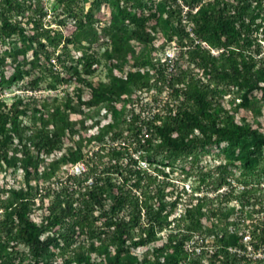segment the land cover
<instances>
[{
  "label": "trees",
  "instance_id": "trees-1",
  "mask_svg": "<svg viewBox=\"0 0 264 264\" xmlns=\"http://www.w3.org/2000/svg\"><path fill=\"white\" fill-rule=\"evenodd\" d=\"M91 1L55 0L59 10L52 16L45 0H0V95L5 84L30 75L32 86L51 78V88L73 79L89 89L87 98L77 94L79 103L106 106L91 132L82 119L78 123L68 96L33 108L20 95L11 101L0 96V170L18 167L23 175L0 198V264H14L21 246L30 264H180L188 257L185 242L196 233L212 236L216 248L210 256L191 255L192 264H204L203 258L208 264H264L257 255L264 253V193L255 197L258 207L244 222L235 214L238 208L228 205L233 186L214 197H188L178 217L183 198L175 183L162 169L154 174L139 168L133 156L143 157L148 149L190 156L202 146L227 142L241 151L247 168L264 173V120L237 113L264 109V45L255 33L262 27L264 40V0H104L110 7L103 26L107 79L96 82L86 77L95 69L92 49L85 47L78 57L81 67L69 54L70 44L90 27L94 14H83L82 6ZM58 13L67 17L56 18ZM158 40L162 46L175 43L173 57L156 56ZM202 41L223 50L212 54ZM49 64L56 68L47 69ZM174 64L175 72L167 73ZM227 87L240 92L239 103L223 101ZM151 90L154 102L164 90L168 98L161 112L141 119L134 104ZM122 97L125 106L135 101L129 113L115 102ZM142 125L149 133L143 141ZM66 135L74 144L48 159ZM78 161L87 167L83 173L67 176L60 189L50 186L59 162ZM34 208H43L40 222L31 218ZM204 216L217 222L207 225ZM80 236L91 240L71 254V241ZM52 247L59 252L49 255ZM53 256L61 262L48 260Z\"/></svg>",
  "mask_w": 264,
  "mask_h": 264
},
{
  "label": "rangeland",
  "instance_id": "rangeland-1",
  "mask_svg": "<svg viewBox=\"0 0 264 264\" xmlns=\"http://www.w3.org/2000/svg\"><path fill=\"white\" fill-rule=\"evenodd\" d=\"M45 3L46 7L50 9V15L53 16L52 13L59 10L55 0H45ZM82 7L83 14L90 10L94 16L89 20L90 27L82 34L81 41L75 45L70 44L69 54L74 58V62L77 63L79 67H81L80 62H78L77 59L85 47H90L93 51L92 53L95 54L96 64L94 65V71L90 74H87L86 77L94 82L98 80H105L107 79L108 63L103 57V50L108 44V36L105 33L103 26L106 22V16L110 13V7L104 0H94ZM63 16L67 17L65 13H58L56 18ZM47 18L50 19L51 16L48 15ZM51 22H53L52 19ZM259 38H262V35H259ZM165 45L162 46L160 40H158L154 45L156 48L158 47L160 49L157 51L156 56L161 59L166 58L167 54H170V56L173 55L176 51L174 42L170 45ZM139 47V45L135 44V48L137 50ZM152 49L153 48H151L150 51H152ZM167 66V73H174L175 68L177 67L175 64L174 66ZM50 67L56 68L50 64L47 65V69ZM57 69L65 70L62 64H59ZM30 78H33V76L30 75V77H26L24 80H19L16 83H11L9 85L5 84L0 96H2L6 101H11V98L14 94L20 95V97L23 99V102L28 104L29 108L38 106L43 101H48V104H52L54 102V97L60 101L64 100L68 96L72 98L74 107L76 108L74 114L79 115L78 123L79 120L82 119L84 126L87 127L89 131H96L98 126L95 121H100V119L103 118V114L106 111V106L101 104L86 105L79 103L77 100L78 93H81L82 98H87L89 96V89L87 86H84L83 84L72 79L62 86L51 88L49 86V84H51V78L49 77H43L37 86H32L33 82L30 80ZM218 88L222 87L218 86ZM154 91L156 92V90H151L149 92L141 93L139 96V105H143V108H141V105L140 108L144 112V115H148L150 111H152L153 107L157 106L158 102H154L152 98L153 94H156ZM167 94V91L164 90L163 92L158 93L160 96H158L157 99H165ZM222 99L225 102L235 100V102L239 103L241 101L240 92L234 87H227L222 93ZM115 102L118 106H124V108H126L125 112L129 113L131 110L130 103L135 101L132 98L129 99L127 102L129 105H126L127 107L125 106L126 101L123 99V97L117 98ZM258 106L260 105L258 104ZM261 110V112L255 114L252 112V109L248 107L244 109L241 108L237 113L238 115L246 116L247 119L256 120L261 118L264 120V109ZM24 121L25 124H29L28 117H25ZM66 137H64L62 140V147L66 148L67 150L68 146L74 144V140L69 135H66ZM76 137H78V134H76ZM89 148L90 146L88 145L84 148V150L87 151ZM145 152L144 158L140 161V163L143 166H148L150 168L158 167L164 169L166 172H168V176L176 182L175 185L179 189L185 188L187 191H198L199 188V190H211L216 184H219L222 187L229 186V182V184L234 187V191L233 198L228 203V205L238 208L237 211H235V214L238 216L243 215L245 219L252 218L251 210L255 207H258L257 203L255 206V197L258 196V194L264 193V173L256 172L255 169L247 168L244 163V158L241 151L238 149H233L227 142L202 146L188 157L176 154L165 156L156 153V151L152 149H148ZM48 156V159H52L57 158L60 155H57L56 151H54ZM65 165L66 164L64 162L58 163L57 168L55 169L58 176H64V172L66 170ZM22 181V171L18 167L12 170H0V198L8 196L10 188L14 186L18 187ZM242 187H245V189L249 188L246 195L243 197L241 195L242 191H244ZM250 189L252 190L249 191ZM36 214L37 212L35 215ZM204 217V222L207 225L217 222L216 217ZM165 233V231L159 232L160 235ZM90 240L91 239L84 236L76 237L71 241L70 253L74 254L75 251H78L80 246L83 244L88 246V242ZM60 244H64V241H61ZM19 248L20 251L13 255L14 264H30L28 255L23 250V247L21 246ZM59 250L60 249L58 247H52L50 248L48 254L55 255L59 252ZM48 260H51L54 263H57V261L61 262V260H58L56 257L54 258V256L51 258L48 257ZM206 264H208V261Z\"/></svg>",
  "mask_w": 264,
  "mask_h": 264
},
{
  "label": "built area",
  "instance_id": "built-area-1",
  "mask_svg": "<svg viewBox=\"0 0 264 264\" xmlns=\"http://www.w3.org/2000/svg\"><path fill=\"white\" fill-rule=\"evenodd\" d=\"M255 33L258 34V37H259V35H262V27H260L257 31H255ZM259 40L264 45V40L262 38H259ZM202 43L207 48L210 49V51L212 52V54H215L216 55L220 51L223 50L222 48L211 47L205 41H202ZM174 47H175V50H177V46L174 45ZM175 53H176V51L174 52V54ZM173 55L170 56V54H167V56H169L170 58L173 57ZM167 98H168V94L166 95V98L165 99H161V100L160 99H157L155 101V102H158L157 103V106L156 107H153L152 111H150V113L148 115H144V112L140 108V105L137 104V103L134 104V109H135V111L137 113L140 114V118L141 119H143V118L146 119L149 116H151V114L153 112H161L162 109H163L164 101H166ZM92 132H94V131H92ZM142 134H143V137L141 138V140L143 141V140H145L146 136H148V134H149L148 131H147V127L144 126V125H142ZM64 152H66V148L62 147L61 149H59V150L56 151V154L61 156ZM133 156L137 159V166L139 168H141V169H147L149 172L154 173V174H160V173L157 172V170L158 169H161V168H158V167L150 168L148 166H143L140 163V161L144 158V156L143 157L140 156L139 152L133 153ZM186 157H188V156H186ZM66 165H65L66 170L64 172V176L62 177L61 175L60 176L57 175L55 178H53V180L49 183L51 187H53L55 189H60V187L62 186V181L64 183H66L65 181H66L67 176H69V175H79V174L83 173L87 169V167H86V165H85V163L83 161H78V162L74 163L73 165H68V164H66ZM162 170H164V169H162ZM166 173H167V178L170 181L176 183L172 178H170L168 176V172H166ZM91 182H92V177H89L85 181V183H87V184H90ZM216 185H218V186L215 187ZM216 185H214L211 190H199L200 188L199 189L197 188L198 191L197 190L187 191L185 188L179 189L177 187V190L180 191V194H181V196H182L183 199L177 203V213H176V215L178 217L184 215L185 207H186V202L188 201V197H190V196H193V197L200 196L201 197L204 194L208 195L209 197H214L218 193L223 192L225 190H228V189H230L232 187V185L229 184V182H228V185L229 186H226V187H222L219 184H216ZM242 188L245 189V187H242ZM180 207H182V208H180ZM36 212H37V214L35 215ZM42 212H43V208H34V211L31 213V218L34 221L40 222L41 213ZM244 220L247 221V219H245L244 217H242L240 219V221H243V222H244ZM242 230L248 231V228L241 229V231H240L241 233H242ZM248 239H249V235L246 233L244 240L247 241ZM140 248L141 247L138 246L135 249V252L137 253L140 250ZM184 248H185V250L188 253V257H187V259L185 261L180 262V264H192L191 263V258H190L191 255H199V254L205 252V254L207 256H210L215 251L216 246L213 243L212 236L203 237L202 234L196 233L189 240H187L185 242ZM248 249H250V247H248ZM257 255L258 256H264V253L262 251H259V253H257ZM202 263L206 264L207 263V259L206 258H203L202 259Z\"/></svg>",
  "mask_w": 264,
  "mask_h": 264
}]
</instances>
